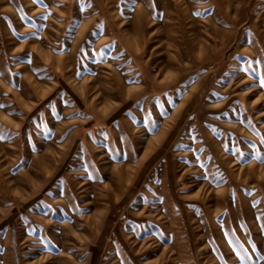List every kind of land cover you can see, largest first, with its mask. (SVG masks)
I'll list each match as a JSON object with an SVG mask.
<instances>
[{"label": "rangeland", "instance_id": "1", "mask_svg": "<svg viewBox=\"0 0 264 264\" xmlns=\"http://www.w3.org/2000/svg\"><path fill=\"white\" fill-rule=\"evenodd\" d=\"M0 264H264V0H0Z\"/></svg>", "mask_w": 264, "mask_h": 264}]
</instances>
